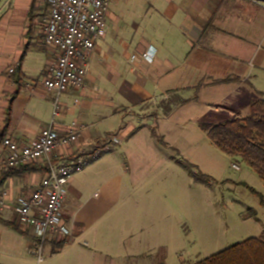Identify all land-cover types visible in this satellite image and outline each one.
Wrapping results in <instances>:
<instances>
[{"label": "crops", "instance_id": "1", "mask_svg": "<svg viewBox=\"0 0 264 264\" xmlns=\"http://www.w3.org/2000/svg\"><path fill=\"white\" fill-rule=\"evenodd\" d=\"M139 8L131 36L108 11L84 88L58 95L42 82L59 55L43 40L44 3L0 7V141L30 144L51 123L62 134L77 122L84 131L61 151L64 158L102 148L123 131L122 141L132 144L124 147L128 164L113 147L70 180L63 204L70 234L48 241L41 264H151L176 232L168 196L180 164L171 147L217 148L201 125L227 122L225 111L246 115L264 95V0H146ZM151 50V61L141 57ZM130 116L139 118L137 126ZM35 165L40 169L0 173L7 175L0 185L7 204L0 264H38L30 253L36 239L16 211L46 177L45 164Z\"/></svg>", "mask_w": 264, "mask_h": 264}, {"label": "built area", "instance_id": "2", "mask_svg": "<svg viewBox=\"0 0 264 264\" xmlns=\"http://www.w3.org/2000/svg\"><path fill=\"white\" fill-rule=\"evenodd\" d=\"M46 1L47 10L41 24L43 40L47 46L57 49L59 55L46 69L43 86L58 95L71 88L82 89L91 71L97 42L106 34L110 0ZM137 57L134 55L132 59ZM141 57L151 61L154 53L147 51ZM83 131L84 127L74 122L61 134L51 123L33 143H20L8 137L0 141V173L38 162L46 166L47 174L41 184L30 195L21 197L16 207L20 222L31 228L36 239L30 253L36 256L38 264L45 261L44 249L50 239L70 234L63 216L70 180L84 170L90 158L121 143L117 137L108 136L99 154L60 156L62 150L72 147L80 139ZM233 167L240 169L236 164ZM6 207L4 196L0 195V213Z\"/></svg>", "mask_w": 264, "mask_h": 264}, {"label": "rangeland", "instance_id": "3", "mask_svg": "<svg viewBox=\"0 0 264 264\" xmlns=\"http://www.w3.org/2000/svg\"><path fill=\"white\" fill-rule=\"evenodd\" d=\"M7 1L9 0H0V7ZM42 2L47 10V1L42 0ZM145 2L146 0H110L109 10L117 15L121 22L119 29L127 35L136 34L137 18L143 11V8L139 7L143 3L145 5ZM45 13L46 11L41 16L43 17ZM258 99H264V95ZM244 114H236L234 110L225 111L223 120L247 118L250 116V111ZM130 120L136 126L140 122L138 117L133 119L130 116ZM141 121L145 122L143 118ZM123 132L119 137L121 143L112 146L117 147L116 151L122 153L124 162L128 164L124 147H132V144L126 146L127 141H122ZM184 135L186 134H178L177 140L180 142L178 144L185 143ZM196 144L202 143L196 140ZM210 145L212 144H208V147L186 145L171 147L177 160L197 166L195 171L207 175L210 179L205 182L195 181L185 168L181 165L176 166L175 184L168 196L176 232L174 231L171 236L170 245H162L150 257L151 264H196L247 239L259 238L264 233V206L261 197L253 194L249 189V187L255 189L264 197V182L245 163L233 160L223 151ZM113 147H108L109 150L100 154L99 151L104 147L86 152L88 155L95 153L99 155L90 158L89 164L75 176L82 175L87 169L86 173L95 163L94 159ZM234 164L240 169H235ZM163 194H165L164 190H162V198H164ZM174 238H176L175 242Z\"/></svg>", "mask_w": 264, "mask_h": 264}, {"label": "trees", "instance_id": "4", "mask_svg": "<svg viewBox=\"0 0 264 264\" xmlns=\"http://www.w3.org/2000/svg\"><path fill=\"white\" fill-rule=\"evenodd\" d=\"M201 128L218 149L233 160L245 163L264 182V99L252 104L250 116L247 118H238L218 125L202 124ZM153 135L164 143L155 130ZM178 163L194 180L205 182L210 179L207 175L197 173L195 165L181 161ZM26 169L34 171L40 167L35 165L24 168ZM6 178V174L0 175V185ZM249 189L261 197L264 206V197L255 189ZM10 226L17 231L21 230L15 223H10ZM65 243V240L59 243L58 248ZM196 264H264V233L259 238L247 239Z\"/></svg>", "mask_w": 264, "mask_h": 264}]
</instances>
